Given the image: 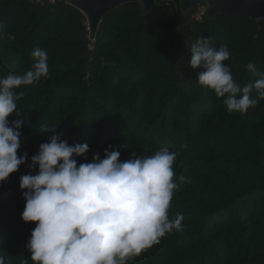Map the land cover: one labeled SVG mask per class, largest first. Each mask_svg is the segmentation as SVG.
Segmentation results:
<instances>
[{"label": "trees", "instance_id": "trees-1", "mask_svg": "<svg viewBox=\"0 0 264 264\" xmlns=\"http://www.w3.org/2000/svg\"><path fill=\"white\" fill-rule=\"evenodd\" d=\"M0 0V264H264V28Z\"/></svg>", "mask_w": 264, "mask_h": 264}, {"label": "water", "instance_id": "water-1", "mask_svg": "<svg viewBox=\"0 0 264 264\" xmlns=\"http://www.w3.org/2000/svg\"><path fill=\"white\" fill-rule=\"evenodd\" d=\"M69 5L78 9L90 24L92 35H96L103 17L115 8L130 2H139L144 15L158 6L160 0H66ZM49 5V0H45ZM207 8L206 18L213 20L218 15H228L236 18H248L264 28V0H180L181 16L187 17L200 7Z\"/></svg>", "mask_w": 264, "mask_h": 264}, {"label": "built area", "instance_id": "built-area-1", "mask_svg": "<svg viewBox=\"0 0 264 264\" xmlns=\"http://www.w3.org/2000/svg\"><path fill=\"white\" fill-rule=\"evenodd\" d=\"M58 1L60 0H49L50 4H56ZM194 12L195 13L193 14V19L197 22H202L204 18L206 17L207 9L205 6H202ZM85 27L87 30V35H88L89 40L92 42H96V39L92 35V31H91L88 20L85 22Z\"/></svg>", "mask_w": 264, "mask_h": 264}, {"label": "rangeland", "instance_id": "rangeland-1", "mask_svg": "<svg viewBox=\"0 0 264 264\" xmlns=\"http://www.w3.org/2000/svg\"><path fill=\"white\" fill-rule=\"evenodd\" d=\"M207 9V8H206Z\"/></svg>", "mask_w": 264, "mask_h": 264}]
</instances>
